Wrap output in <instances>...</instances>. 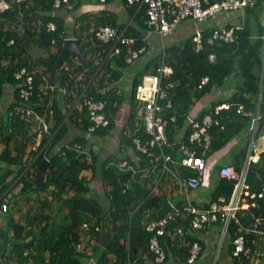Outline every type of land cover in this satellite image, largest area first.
<instances>
[{
  "label": "trees",
  "instance_id": "16d2710c",
  "mask_svg": "<svg viewBox=\"0 0 264 264\" xmlns=\"http://www.w3.org/2000/svg\"><path fill=\"white\" fill-rule=\"evenodd\" d=\"M54 1L24 0L23 3L14 2L17 10H8L2 13L1 16L3 18L10 17V19L15 20L21 13L28 20V29L29 33L33 34H31L32 36L35 35L50 46H52L53 39H56V47L62 49L63 40L60 36L63 33L68 35V30L64 19L52 14L54 11ZM108 1L111 2L113 0ZM71 2L75 3L73 0ZM122 3L128 4V0H122ZM263 3L264 0H256L254 6L247 7L246 9L249 8L247 10L248 13L251 12L258 17V9L263 7ZM80 6L81 0H78L74 7L78 9ZM37 14H40L38 26L35 25V15ZM131 14L134 16L135 26H130L125 31V35L135 38L136 44L131 47L124 46L121 54L107 60L102 66L99 76L90 84V76L99 66L92 68L90 74L87 77L84 76L85 80L82 82L88 85L86 90L88 97L107 103L105 113L110 119V126L98 129L95 134H105L114 128L121 106L126 100L125 92L118 94L115 89H110L109 87L111 86L110 84L122 78L123 71L129 66L126 64L128 52L134 48L139 49L144 45L149 51V45L144 40V35L147 32H151L146 22L148 19L147 9L146 7L138 9L137 6H132ZM50 21L56 23V32H48L46 25ZM244 25L242 30L236 32L237 40L233 43L216 42L210 44L209 39L212 37L214 28L206 26L202 37L203 48L200 51L196 50L192 37L181 45L171 46L167 49L164 48V53L161 55L162 60L160 59L161 62L157 64V59L153 61V64L156 66L152 65V61L146 62L143 71L149 72L150 70H155L162 62L173 68V74L169 78H164L163 81V88L167 90V101H171L172 104V108L166 110L164 117L168 121L166 135L171 143V146L166 148L164 153L170 155L172 160L167 164L168 171H165L164 161L161 158L159 159L162 156L158 149H156L155 159L148 157L136 149L134 143L136 139H140L145 143L150 140L151 136L146 133L142 120L139 125L136 115L132 114L128 119L129 126L126 129L128 132L123 138V143L132 147L139 157V161L135 163L129 162L130 166L132 163L137 173L119 170L117 164L110 165L109 167L104 166L101 172L102 180L105 184L112 187L108 191L109 206L107 208L104 207L97 197L92 195L90 182L82 175L85 170L89 169H92L93 174L96 175V166L99 162L98 157L92 155V159L89 161L87 154L79 155L73 149L76 144L87 148L85 136L82 135L72 140L68 147L64 148L62 146L64 136L69 130V120L76 122L80 119V129L84 135L86 134L88 127L92 124L88 109L81 103L78 109L68 113L69 107L66 114L61 113L57 105L51 104L53 100L50 95L51 91H43L41 88L43 81L37 77H35V92L32 99V107L41 116H45L47 121L50 120V117L51 119L53 118L55 126L51 129L49 128V132L44 134L41 147L43 152H41L37 159H35L37 156L35 153L31 151L27 152L29 145H32L34 142L36 133L30 130V124L24 118L25 114L16 110V107L22 103L20 97V85L22 81L17 80L15 74L23 66L21 64L15 65L12 62L9 65L4 64L5 61L10 59L11 47L8 44L11 39L14 38L16 40L17 37L11 33L9 35L6 33L1 35L0 100L6 85H12L16 89L15 104L11 106L9 115L2 118L4 124L1 120V124L4 126L1 129V135L2 140L6 143V149L0 153V208L5 203V200L2 198L3 194L13 185L16 186L22 183L23 187L20 197L31 192L45 191L53 197L52 201L63 202L66 209L69 210L66 215L69 219V224L64 226L59 234H55L50 231L48 223L43 225L45 221L48 222L50 220V217L44 214L35 213L27 226L11 221L9 228L13 232L12 241L15 245L6 252L0 260V264L5 263V260L9 259L11 255H15L18 264H85L90 259H94L96 264H141L142 261L136 259V255L140 250L148 253V258L154 262L155 255L150 251L153 233L146 230L142 209L131 210L129 208L130 198L132 197L130 193L133 191L130 189L125 193L123 192L125 182L132 177L134 180H137L139 178L138 172L143 173L144 170L152 171L155 167L162 169L161 177L163 178L166 177L165 174L175 176L176 173L181 174L185 178L194 176L195 173L182 164L184 158L181 159L180 163L175 159L177 150L182 146V143L188 147L189 152L196 151L201 157H204L203 154L206 150L209 152L208 154L221 151L235 138L245 133V130H248V132L251 130V126L255 121L260 94H262V98L259 105L257 127L254 130L255 139L264 134V27L260 25V34L254 36L249 24L245 23ZM102 26H110L119 30H123L124 28V26H118L116 19L111 22L105 20ZM87 38L89 42L82 45L83 54L75 55L83 61L82 68L91 65L89 59L91 51L93 53L99 51L101 55L102 53L104 55L105 50L109 48V46L98 41L92 31L87 33ZM60 54L61 50L59 54L57 53V55L53 56L50 62L53 66V69L51 67L50 70L52 71V80L54 81L57 79V60ZM212 55L215 56L213 61L210 59ZM68 59L69 57L66 60ZM60 73V87L66 88L69 92V96L65 97L71 102L76 101L77 83L73 78L75 75L71 74L72 71L64 69ZM144 74L140 78H134L133 83L135 88L141 83ZM105 77L109 78L107 86L104 84ZM205 78H208L209 81L206 85H202V81ZM170 85H173V87L169 88ZM230 88H234L235 90L230 97L214 101L197 118V122L201 125L204 118L208 115L220 121L219 125L213 124L208 130V142L203 141L202 143L192 144L190 136L194 132V129L187 127V118L193 107L212 90H229ZM103 89L106 91L103 92ZM133 94L135 95V91H133ZM167 101H163L162 105L166 104ZM37 102H39V105L36 104ZM223 103L230 104V108L216 114V108ZM240 106L243 107L242 111H239ZM50 110L54 112L53 116L49 114ZM173 118L175 120H172ZM179 136H182L180 140L178 139ZM7 138H9V143H7ZM56 149L60 150L56 152ZM247 153L248 147L243 148L241 152L242 161L236 167L238 171L242 169V166L246 162ZM45 157L49 159V165L45 171L44 183L38 186L39 165ZM29 166L31 170H27ZM247 183L253 192H260L264 187V152L261 153L257 162L249 164ZM234 185V181L220 176L219 173L218 185L212 192L211 200L205 209H210L216 203L221 204L220 199L222 198L225 199V203L221 205H226L232 196ZM187 191L195 190L189 189ZM71 192L73 196H70ZM47 203L49 206L51 201ZM157 207L160 208L161 205L157 204ZM175 210L179 211L178 216H175L174 220L172 219L168 222L164 229V234L159 238L160 243L167 254L166 262L169 259H174L178 264H190L189 259L197 238L193 239V237L185 236L189 239V243L181 246L172 235H178L180 226L184 228L186 235H193L190 229H193L191 222L194 214L187 210V206L179 208L178 205H175ZM182 216L184 217V221L182 220ZM236 218L231 220L227 228V235H229L232 244L230 247L232 255L235 250V240L240 235L245 239L246 251L255 249L254 241L261 235L258 232L263 231L264 233V225H262L264 221V200L259 199L257 206L249 210L238 211ZM258 221L261 224H257ZM218 222L222 221L217 220L207 224L201 230H193L200 232L207 231L210 224ZM84 224H88L89 229L91 226L92 231L95 232H99L96 230V227L107 228L113 225V230L117 235L113 236L111 233V241L108 247L102 248L97 244L92 256L88 257L87 254L77 251V247L82 241L80 232ZM222 224L224 227V223ZM241 226L243 227L242 231H240ZM6 232L9 231L2 232L0 237H4ZM95 234L98 240H100L99 234ZM29 238L33 240L32 247L27 245ZM122 240H124V243ZM127 243H129L128 246H126ZM47 254H49L48 259L46 257ZM201 254L200 252L196 260L201 257ZM111 255L116 257L114 263L111 262ZM233 259L236 264H250V259L245 255V252L239 257L233 255Z\"/></svg>",
  "mask_w": 264,
  "mask_h": 264
},
{
  "label": "crops",
  "instance_id": "0c3cea01",
  "mask_svg": "<svg viewBox=\"0 0 264 264\" xmlns=\"http://www.w3.org/2000/svg\"><path fill=\"white\" fill-rule=\"evenodd\" d=\"M10 2L12 5V8L10 10H17V7H15L14 5V2H16V0H10ZM131 9L132 6H128L127 4L122 3V0H113L111 2L108 0H105V2L101 0H81V6L78 9H75V7L68 8L65 6L60 10H54L52 14L62 17L67 26L68 36L71 38H77L80 43L82 42L81 44L84 45V43L86 44L87 42H89L87 33L101 27L105 20L111 22L116 19L119 27L124 26V32L130 26H135L134 16L131 14ZM248 9L236 11H244V16L246 18V21L244 23H238L237 21L231 20L225 25H244L245 23H248L253 31V35L258 36L260 34V25L264 27V3L262 7L263 12H257L258 17L253 15L251 12L248 13ZM1 14L2 13L0 12V36L4 33H6L7 35L11 33L17 37L16 40L14 38L11 39L10 43L8 44L11 47L10 59L5 61L4 64L9 65L11 62L15 65L21 64L23 68L26 67L31 72H34L35 77L43 81L41 83V88L43 91L48 90L47 87L49 84L60 87L61 82L59 77L61 76L60 72L62 71V69L72 71V75H75V77L78 76L76 81L77 85L85 84L82 83L85 80L84 76L87 77L90 74L91 69L101 63V56L103 55V53L101 55L99 51H96L94 53L91 51L89 57L91 65L85 68L81 67L83 61L78 56H75L76 54H72L71 56H69L68 60H66L68 58L66 57L62 67H57V79H55L54 81L52 80V71L50 70L51 67L53 69V66L50 62L52 61L53 56L57 55V53L59 54L61 48L55 46L52 47L44 43L35 35L32 36L33 34L31 32L29 33V25L27 22L28 20L26 19V17H23L21 13L20 16H17L15 20L10 19V17L3 18ZM39 15L40 14L35 15V25L37 26L39 25ZM206 26L208 25L204 24L202 27L205 28ZM179 27L180 29L182 28L183 32H185V27L188 28V33L190 36L189 39L194 36L197 29V26L193 21H186ZM178 29H176L172 33H175ZM71 32H73L74 34L71 35ZM152 38L153 41L155 39V42L161 45L163 43V40L165 39L148 32L144 35V40L149 45V57L144 56L141 59L147 58V62H150L152 59L156 58V56L159 55L161 48L162 50L164 49V47H158V45L155 46V44L157 43H154L151 40ZM17 40H19L18 43ZM15 42L16 44H14ZM124 71L122 78L110 84L111 86L109 87L110 89H115L118 94H122L123 92L126 93H124L126 100L121 106L114 128L108 133H98L86 140L87 149L93 151V154L98 157L99 162L96 166V175L93 174L92 169L85 170L82 175L85 176L90 182L92 195L97 197L106 208L109 206L108 191H110L112 187L108 184H105L102 180L101 172L104 166L109 167L110 165L117 164L119 170H122V162L131 161L132 163H135L139 161V157L135 150L123 143V138L128 132V130L126 131V129H128L127 127L129 126L128 119L130 118V116L132 114L136 115L138 124H141V112L137 109L138 105L135 100V95L133 94V91H135L136 89L133 83L134 77L128 74L126 75ZM81 73L82 76H80ZM94 73L91 74L89 80H91L92 77L95 76ZM104 84L105 86L109 84V78L105 77ZM15 89L16 88L12 85H6L3 90V96L0 100V153L4 149H6V143L2 140L1 135V129L4 128V121L2 118L9 115L11 106L15 104ZM105 91L106 90L103 89V92ZM234 92V88H230L229 90H212L193 107L190 114L198 118L202 114V112L214 101L218 99L228 98ZM50 95L54 100H52L51 104L57 105L59 110H61V113L66 114L72 102L67 100L65 94L62 91H58V89L56 92H50ZM39 102H37L36 104L39 105ZM259 108L260 107L258 105L255 121L253 123V125H255V128L257 127ZM1 120L3 124H1ZM68 122L69 130L64 136V141L62 144L64 148L70 146L72 140H75L82 135L84 136L82 130L80 129V119H78L76 122L70 120ZM29 124L31 128L30 130L36 133L38 123L29 122ZM48 124L50 126V129L55 126V121L53 120V118L51 119L50 117ZM253 125L251 126V130L249 132L248 130H245V133H242L239 137L235 138L227 147H225L221 151L211 154H208L209 152L207 150L204 151L203 155L204 158H206V160L209 162V167L207 175L203 179L202 186L199 190L187 191L181 189V187L177 183V179L174 178V176L165 174V178L161 177L162 169L160 168L155 167L156 169L154 168V170L152 171L144 170L143 173L139 172V178L137 180H134L132 177L124 184V187H127L128 190L131 189L133 191L130 193L132 197L130 198L129 208L131 210L142 209L143 216L145 217V225L147 223H150L146 222V218L150 217L155 212L163 208V206L167 202H171L174 206L178 205L179 208L187 206V208L191 207L198 210H204L206 208V205L209 204L211 200L212 192L218 185L219 171L221 167L230 165L236 168L237 165L242 161L241 152L245 147H248V159L253 142L258 148V153L256 156H254L255 162L259 160L261 153L264 152V134L255 139V131L253 130ZM181 137L182 136H179L178 139L180 140ZM7 143H9L8 138ZM31 147L32 145H29V148L27 150L28 153L31 151ZM185 156L186 154H184V151L181 149V147H179L175 159L180 163L181 159L185 158ZM132 163L128 171H122L132 172V170H136L133 168ZM22 187V183L16 186H12L9 190H7V192H5V194H3L2 198L6 203L9 204V211L7 213H4L0 210V236L2 235V232H5L7 230L9 232H6L4 237H0L1 244L6 236H8L12 241L13 232L9 228L11 221H15L16 223H20L23 226H27L35 213L44 214L50 217V220L48 222L45 221V223L42 224L45 225L46 223H48L50 231L54 232L55 234H59L63 230L64 226L69 224V219L66 217L69 210L66 209L63 202L61 203L58 201H52L53 197L48 195V193H46L45 191L31 192L25 196L20 197ZM182 195H185V199L178 200V198ZM70 196H73L72 192L70 193ZM48 201H51V203H49V206L47 205ZM157 204L159 206L161 205V207L158 208ZM183 216L182 220L184 221ZM222 223L223 222H218L212 225L210 224L208 230L203 232L190 229L193 235H186L184 228L180 226V229L183 230V236L177 234L171 235L175 237L176 241L179 242L181 246H185L189 243V239H187L185 236L191 238L193 237V239L195 237L197 238L194 244L199 245V247L202 249V251H200L202 254L198 260L193 262L194 264H236V262H234L233 255L230 252V247L232 244L230 242L229 235H227V231H224ZM257 224L261 223L258 221ZM262 225H264V221L262 222ZM242 229L243 227L240 231H242ZM80 233L82 236V241L78 245L77 251L87 254L88 257L92 256L97 244L104 248L101 245V240L105 234L109 236L110 241L111 233L113 236L117 235V233L113 230V225H110L107 228L103 227L101 232L92 231L90 226V229L82 228ZM95 233L99 234V236L101 237L100 240H98V237ZM258 233H260L261 235H259L258 238L254 241L255 249L245 252V255L250 259V264H264V233L263 231H259ZM122 241L124 243V240ZM27 245L29 247H32L33 240L31 238L28 239ZM128 245L129 243L126 244V246ZM147 255L149 254L140 250V252H138L136 255V259L141 260V264H157L155 263L156 261L153 262L152 260H150ZM46 257L48 259L49 254H47ZM110 259L112 263L116 261V257L114 255H111ZM5 261L6 262L2 264H18L15 255H11L9 259H6ZM175 261L176 260L174 259H169L164 264H178ZM85 264H96V261L94 259H90Z\"/></svg>",
  "mask_w": 264,
  "mask_h": 264
},
{
  "label": "built area",
  "instance_id": "2783aa9c",
  "mask_svg": "<svg viewBox=\"0 0 264 264\" xmlns=\"http://www.w3.org/2000/svg\"><path fill=\"white\" fill-rule=\"evenodd\" d=\"M24 0H16L17 3H23ZM55 0L53 7L54 10H60L63 7L74 8V5L78 0ZM105 2V0H101ZM256 0H128V6H137L138 9L146 7L147 9V25L150 28L152 34L157 35L161 38L167 37L169 34L174 32L182 23L186 21H193L196 26V32L193 36V41L196 45V50L200 51L203 48V32L202 27L208 20L216 18L219 14L230 13L239 10L246 9L247 7L254 6ZM12 8L10 0H0V12L4 13ZM48 32H56L57 25L55 22L47 23ZM243 29L241 24L233 25H223L215 27L213 30L212 37L209 39L210 44L216 42L220 43H233L237 40L236 32ZM92 33L101 43L109 46L105 50L102 57L101 63L98 65L99 68L95 71L94 77L89 80V84L99 76L102 66L107 62V60L112 59L122 53L123 47H131L136 44V39L127 37L123 30H119L110 26H101ZM63 40L62 49L64 45L71 41L76 40L79 42V47L83 51L82 44L77 38H71L63 33L60 36ZM81 44V45H80ZM57 41L53 39L52 47H56ZM148 48L144 45L139 49H132L128 52L126 58L127 65H134L138 60H140L146 53ZM78 54V53H72ZM71 54V55H72ZM61 55V54H60ZM69 55V56H71ZM68 56V57H69ZM60 57V56H59ZM59 59V58H58ZM212 61L215 56L212 55L210 58ZM58 61V60H57ZM64 63V61H63ZM63 63L60 67H62ZM173 74V68L162 62L155 70H150L145 73L142 77L141 83L135 89V100L137 102V109L141 112V120L143 122V127L151 138L147 142H142L140 139L134 141L136 149L139 152L146 154L148 157L155 159L156 149L161 152V158L164 162V169L168 171L167 164L171 162V156L166 155L164 150L171 146L169 139L166 135V127L168 121L164 118L167 109L172 108L171 101L168 100L167 90L163 88L164 78H169ZM82 76V73L80 74ZM78 76L73 78L77 81ZM15 78L21 80L22 84L20 90V97L22 100L21 105L16 107L18 112L25 114V120L28 122L38 123V128L36 130L34 142L32 144L31 152L38 156L43 152L41 150L44 134L49 132V124L45 116H41L32 107V99L34 96V83H35V73L31 72L28 68H21L16 74ZM209 81L205 78L202 81V85H206ZM88 85L81 84L77 85V92L75 93L76 101L70 104L71 111L78 109L81 103L88 109L89 118L91 125L88 127L85 138L86 140L91 136L95 135L98 129L108 128L110 126V119L107 117L105 110L107 103L105 101H96L92 97H88L87 93ZM170 85L169 88H172ZM48 90L51 92L62 91L65 96H69V92L66 88H62L55 85H48ZM82 90L80 91V89ZM79 89V90H78ZM163 101H167L166 104L162 105ZM35 106V105H34ZM230 104L223 103L216 108V114L220 111L228 110ZM243 107H239V111H242ZM49 114L53 116L54 112L49 111ZM172 120H175L173 118ZM213 124L219 125L220 121L214 119L212 116L208 115L204 118L202 125L197 122V118L190 114L187 118V127L194 129V132L190 136V142L192 144L202 143L203 141L208 142V130L213 126ZM255 125H253V130H255ZM49 144V142H48ZM73 149L77 151L79 155L87 154L89 156L88 160L91 161L93 151L85 148L80 144H76ZM181 149L186 154V158L183 159L182 164L190 168L195 175L189 178L182 177L181 174H177L174 178L177 179L178 185L183 190H197L201 188L203 179L207 175L209 162L197 154L196 151L189 152L188 147L182 143ZM60 149H56V152ZM252 150L257 154L258 148L253 144ZM252 159V157H250ZM43 161H47L49 165V159L45 157ZM251 161V160H250ZM47 165V166H48ZM123 170L129 169L130 164L125 161L121 164ZM248 164L245 167L237 171L233 166L226 165L220 168V176L228 178L234 181V190L232 196L226 205H221L225 203V199H220L221 204L216 203L210 209L198 210L194 208H187V210L194 214V218L191 222L192 228L196 230H201L211 222L221 220L224 223V231H227L228 225L232 219H237V213L240 210H249L257 206L259 199L264 200V187L260 192H253L247 183L248 175ZM31 170L29 166L27 170ZM134 173H137L134 170ZM128 188L125 187L123 192H127ZM173 208L168 213H166L162 218L152 221L146 224V230L153 233L151 239L150 250L155 255V261L157 264H164L166 262V251L160 243V237L164 234V229L169 221L174 220L175 216H178L179 211L175 210V206L172 204ZM185 209V207H184ZM1 212L7 213L9 211V204L4 203L0 208ZM175 210V211H174ZM83 228H89L88 224H84ZM97 231H102L101 227H96ZM249 231V230H248ZM178 235L183 236V230H178ZM201 248L198 244H194L192 249V255L189 259V263L192 264L197 259ZM247 252L245 248V239L242 235L238 236L235 240V250L233 255L239 257L242 253Z\"/></svg>",
  "mask_w": 264,
  "mask_h": 264
},
{
  "label": "rangeland",
  "instance_id": "374dc122",
  "mask_svg": "<svg viewBox=\"0 0 264 264\" xmlns=\"http://www.w3.org/2000/svg\"><path fill=\"white\" fill-rule=\"evenodd\" d=\"M237 21L238 23H244L246 21V18L244 16V11L243 12H230V13H222L219 14L216 18L209 20L208 22H206L205 24L208 26H212V27H218V26H223L226 23H228L229 21ZM178 29V28H177ZM74 33L71 32V35H73ZM189 33H188V28L185 27V32L182 31V28L179 29L175 32L172 33L171 35L165 37V39L163 40L162 45L155 42V39L153 41V38L151 39L155 44V46L158 45V47H164V48H170L171 46H175V45H181L183 43H185L186 40L189 39ZM179 43V44H178ZM164 50V49H163ZM162 50V48L160 49L159 55L156 56V58L152 59V65L156 66L155 64H153V61L155 59H157V64L161 62V55L162 53H164ZM148 52L144 55V56H148ZM143 56V57H144ZM149 57V56H148ZM161 59V60H160ZM147 62V58L144 59H140L138 60L134 65H130L127 66L124 71V73L127 75H130L134 78H140L142 76V74L148 72V71H143V67ZM14 186V185H13ZM185 199V195H182L178 198V200H182Z\"/></svg>",
  "mask_w": 264,
  "mask_h": 264
},
{
  "label": "water",
  "instance_id": "95a60500",
  "mask_svg": "<svg viewBox=\"0 0 264 264\" xmlns=\"http://www.w3.org/2000/svg\"><path fill=\"white\" fill-rule=\"evenodd\" d=\"M259 12H263L262 8L258 9ZM72 53H78V54H83L82 49L79 47V42L76 40H71L69 42H67L62 50V53L57 61V67H60L61 64L63 63V61L66 59V57H68L69 55H71ZM263 74H264V67H263ZM261 98H262V94H260V99H259V105L261 102ZM260 107V106H259ZM259 112V111H258ZM259 114V113H258ZM9 140V138H8ZM253 146V144H252ZM251 146V149H252ZM48 162L47 161H43L40 164V168H39V176H38V180H37V185L40 186L44 183V179H45V171L47 168ZM173 206L171 202H167L163 208H161L160 210H158L157 212H155L153 215H151L150 217L146 218V222H152L155 220H158L160 218H162L166 213H168L170 210H172ZM110 242V238L107 234H105L102 237L101 240V245L104 248H107ZM15 244L14 242H12L8 236H6L1 244L0 247V260L4 257V255L6 254V252L13 247Z\"/></svg>",
  "mask_w": 264,
  "mask_h": 264
},
{
  "label": "clouds",
  "instance_id": "9594fccd",
  "mask_svg": "<svg viewBox=\"0 0 264 264\" xmlns=\"http://www.w3.org/2000/svg\"><path fill=\"white\" fill-rule=\"evenodd\" d=\"M86 135V134H85ZM84 135V136H85ZM86 139V138H85ZM253 144H254V142H253ZM257 154L251 149V152L249 153V156H248V159H247V161H246V163L244 164V166L242 167V169L245 167V165H247L248 164V166H249V164L251 163V162H255V159H254V156H256ZM250 157H252V159L250 158ZM251 160V161H250ZM43 161H41V163H42ZM257 162V161H256ZM40 163V164H41ZM131 167V166H130ZM39 168H40V165H39ZM235 168V167H234ZM236 169V168H235ZM241 169V170H242ZM123 170V169H122ZM237 170V169H236ZM124 171H128V169H126V170H124ZM238 171V170H237ZM132 172H134V170H132ZM139 173V172H138ZM156 221V220H155Z\"/></svg>",
  "mask_w": 264,
  "mask_h": 264
},
{
  "label": "bare ground",
  "instance_id": "6f19581e",
  "mask_svg": "<svg viewBox=\"0 0 264 264\" xmlns=\"http://www.w3.org/2000/svg\"><path fill=\"white\" fill-rule=\"evenodd\" d=\"M194 264V263H193Z\"/></svg>",
  "mask_w": 264,
  "mask_h": 264
}]
</instances>
